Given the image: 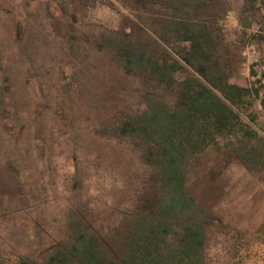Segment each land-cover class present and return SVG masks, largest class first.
<instances>
[{"label":"rangeland","instance_id":"1","mask_svg":"<svg viewBox=\"0 0 264 264\" xmlns=\"http://www.w3.org/2000/svg\"><path fill=\"white\" fill-rule=\"evenodd\" d=\"M135 1L0 0V252L7 257L29 249L36 217L57 234L72 207L110 224L134 200L144 168L129 145H92L84 134L70 141L68 126L58 128L57 113L69 116L75 127L87 126L89 97L103 94L92 83L106 75L101 40L137 26ZM255 4L249 11L244 0H220L223 17L217 27L221 44L241 59L232 83L258 88L263 95L264 0ZM184 67L176 74L180 79L194 74ZM83 93L87 99H81ZM250 102L247 112L260 115L253 129L262 141L253 139L249 147L255 158L262 157L260 163L250 171L227 158L229 141L219 139L221 150L208 157L211 164L203 162L192 174L197 177L191 187L212 215L206 264L264 263V110L260 100ZM46 109L49 114L42 117ZM242 117L248 121L246 114ZM37 123L43 126L35 135L40 141L30 132ZM44 126L57 129L48 133ZM14 159L28 208L24 214L11 210L8 172Z\"/></svg>","mask_w":264,"mask_h":264},{"label":"trees","instance_id":"2","mask_svg":"<svg viewBox=\"0 0 264 264\" xmlns=\"http://www.w3.org/2000/svg\"><path fill=\"white\" fill-rule=\"evenodd\" d=\"M256 1L244 0V8L253 10ZM135 3L137 26L101 40L106 75L92 83L103 94L90 95L87 126L75 127L69 116L57 113L58 128L68 126L70 141L84 134L92 145H129L144 168L134 200L110 224L72 207L57 234L36 217L29 249L14 251L13 257L0 252V264H206L212 215L191 187L197 177L192 174L203 162L211 164L208 157L221 150L219 139L229 141L227 158L250 171L262 160L249 147L253 139L262 141L253 129L260 115L247 111L250 99L260 100L264 110V94L231 81L241 59L220 42V0ZM184 65L194 74L180 79L176 74ZM80 97L87 99L85 93ZM35 125L30 132L40 141L35 135L43 126ZM44 127L48 133L57 129ZM12 165L11 210L24 214L28 208L15 159Z\"/></svg>","mask_w":264,"mask_h":264},{"label":"built area","instance_id":"3","mask_svg":"<svg viewBox=\"0 0 264 264\" xmlns=\"http://www.w3.org/2000/svg\"><path fill=\"white\" fill-rule=\"evenodd\" d=\"M88 2H94V3H102L107 2L108 0H87Z\"/></svg>","mask_w":264,"mask_h":264},{"label":"crops","instance_id":"4","mask_svg":"<svg viewBox=\"0 0 264 264\" xmlns=\"http://www.w3.org/2000/svg\"><path fill=\"white\" fill-rule=\"evenodd\" d=\"M262 232H263V234H264V229L262 230ZM263 257H264V256H263ZM244 258H245L244 260H248V259H247V258H248L247 256L244 257ZM249 264H254V263H253V261H251V263H249ZM258 264H264V263L262 262V263H258Z\"/></svg>","mask_w":264,"mask_h":264}]
</instances>
